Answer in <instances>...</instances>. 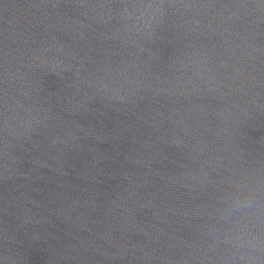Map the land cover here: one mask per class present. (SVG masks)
Here are the masks:
<instances>
[{"label":"water","instance_id":"obj_1","mask_svg":"<svg viewBox=\"0 0 264 264\" xmlns=\"http://www.w3.org/2000/svg\"><path fill=\"white\" fill-rule=\"evenodd\" d=\"M245 186L264 238V0H0V264H264Z\"/></svg>","mask_w":264,"mask_h":264},{"label":"clouds","instance_id":"obj_2","mask_svg":"<svg viewBox=\"0 0 264 264\" xmlns=\"http://www.w3.org/2000/svg\"><path fill=\"white\" fill-rule=\"evenodd\" d=\"M254 195V191L245 186L242 187L240 195H229L226 197L228 217L235 216L232 227L233 239L230 242L234 243L237 249L264 250V238L253 231L256 225L251 222V217L246 215L248 210L259 204L258 201L253 200ZM260 207L264 208V205H260ZM261 223L264 224V217H261ZM243 258L244 256L242 255L241 259Z\"/></svg>","mask_w":264,"mask_h":264}]
</instances>
